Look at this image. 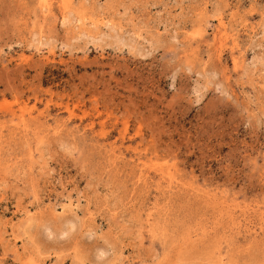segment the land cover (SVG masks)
Returning a JSON list of instances; mask_svg holds the SVG:
<instances>
[{"label": "rangeland", "instance_id": "1", "mask_svg": "<svg viewBox=\"0 0 264 264\" xmlns=\"http://www.w3.org/2000/svg\"><path fill=\"white\" fill-rule=\"evenodd\" d=\"M0 264H264V0H0Z\"/></svg>", "mask_w": 264, "mask_h": 264}]
</instances>
